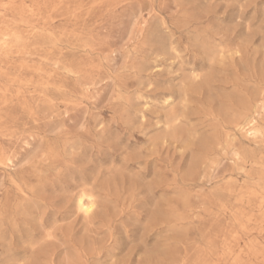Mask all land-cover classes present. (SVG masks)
<instances>
[{"label":"rangeland","instance_id":"obj_1","mask_svg":"<svg viewBox=\"0 0 264 264\" xmlns=\"http://www.w3.org/2000/svg\"><path fill=\"white\" fill-rule=\"evenodd\" d=\"M0 264H264V0H0Z\"/></svg>","mask_w":264,"mask_h":264},{"label":"bare ground","instance_id":"obj_2","mask_svg":"<svg viewBox=\"0 0 264 264\" xmlns=\"http://www.w3.org/2000/svg\"><path fill=\"white\" fill-rule=\"evenodd\" d=\"M14 42V41H13ZM10 42L9 40L5 39L3 40L2 45L3 46H7L9 45ZM16 43V42H15ZM20 44V43H19ZM22 47V46H19ZM166 55V54H165ZM36 67V66H35ZM40 73V72H39ZM22 74V73H21ZM149 74V73H148ZM24 75V74H23ZM32 75V74H31ZM25 76V75H24ZM33 76V75H32ZM25 82V81H24ZM22 85V84H21ZM182 87V86H181ZM154 89V88H153ZM171 122V121H170ZM167 123V122H166ZM170 124V123H169ZM177 124V123H176ZM176 127V126H175ZM131 146V145H130ZM145 161V160H144ZM125 183V182H124ZM95 201V200H94ZM78 207L77 209H80L81 211H83L85 214H89L90 211H92L94 204L92 202V200L89 198L88 202L85 201L83 198H80V200L78 201ZM79 214V213H78Z\"/></svg>","mask_w":264,"mask_h":264}]
</instances>
